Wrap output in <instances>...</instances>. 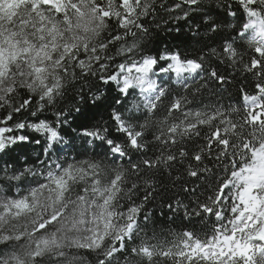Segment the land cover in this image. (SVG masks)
Wrapping results in <instances>:
<instances>
[{
	"label": "snow or ice",
	"instance_id": "1",
	"mask_svg": "<svg viewBox=\"0 0 264 264\" xmlns=\"http://www.w3.org/2000/svg\"><path fill=\"white\" fill-rule=\"evenodd\" d=\"M0 264H264V0H0Z\"/></svg>",
	"mask_w": 264,
	"mask_h": 264
},
{
	"label": "trees",
	"instance_id": "2",
	"mask_svg": "<svg viewBox=\"0 0 264 264\" xmlns=\"http://www.w3.org/2000/svg\"><path fill=\"white\" fill-rule=\"evenodd\" d=\"M155 36H156V38L153 41V44L150 45L149 49H148L152 53H155V51H157V50H163V48L166 45L171 47V46H173L179 42L178 40L174 39L175 33L169 34L168 32L160 31V32L156 33ZM212 63H213V66H215V62L213 61ZM219 70L224 71L223 67H221ZM242 82L243 81L240 78H237V80L234 81V83L228 87L227 91L220 93L219 95H212L211 93L206 92L204 97H203V100L205 103H209V104H214L217 102L219 104H222L225 106H227L229 104H235L237 102V99H238L239 86ZM117 95H118V93H116L112 89H110L107 92L106 98L103 102V105L99 109H97L98 118H99V116H103L105 119H107V110L106 109L108 108L109 105H113V103H114L113 97H115ZM75 103H76V96H75V90L73 89V90L68 92L66 99L63 103V106L70 107L71 105H73ZM196 103L199 104V101H197ZM42 145H43V140H42V144L40 146H34L36 148L37 153L41 150ZM78 146H79V142H77V147ZM97 151L100 152V151H103V149L98 148ZM35 154L36 153H30L31 158L33 160L35 159ZM149 154H151V151ZM73 156H76L75 152L70 153V155L68 156L69 161L72 159ZM78 158L82 159L84 157H78ZM21 163H23V161H21ZM140 195L142 196L143 193H141ZM160 204H161V201L159 199H157L153 203L147 205V208L149 210L153 211L157 221L166 225L168 229H171L173 232H179V231L183 230L184 224L180 220H175V222H169L167 220V216L170 215V213H168L167 208H163V211L166 213V215L164 217L160 216V212H161ZM167 238L171 239V236H168Z\"/></svg>",
	"mask_w": 264,
	"mask_h": 264
},
{
	"label": "rangeland",
	"instance_id": "3",
	"mask_svg": "<svg viewBox=\"0 0 264 264\" xmlns=\"http://www.w3.org/2000/svg\"><path fill=\"white\" fill-rule=\"evenodd\" d=\"M54 158V157H53Z\"/></svg>",
	"mask_w": 264,
	"mask_h": 264
}]
</instances>
